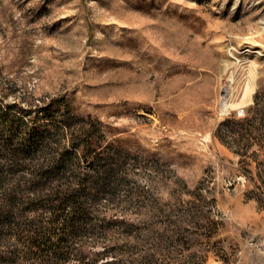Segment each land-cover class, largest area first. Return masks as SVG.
I'll list each match as a JSON object with an SVG mask.
<instances>
[{
	"label": "rangeland",
	"instance_id": "1",
	"mask_svg": "<svg viewBox=\"0 0 264 264\" xmlns=\"http://www.w3.org/2000/svg\"><path fill=\"white\" fill-rule=\"evenodd\" d=\"M93 122L109 172L75 157ZM0 134L74 156L96 201L19 247L66 264H264V0H0Z\"/></svg>",
	"mask_w": 264,
	"mask_h": 264
},
{
	"label": "trees",
	"instance_id": "2",
	"mask_svg": "<svg viewBox=\"0 0 264 264\" xmlns=\"http://www.w3.org/2000/svg\"><path fill=\"white\" fill-rule=\"evenodd\" d=\"M17 106L25 109L16 101L2 106L5 119L1 125L15 121ZM95 129L93 122L90 128L72 134L75 157L96 153L98 158L107 160L105 169L98 168L97 172H109L113 169L114 153L106 152L108 143L96 146L99 139ZM28 149H17L10 137L0 134V244L9 246L0 247V264H66L60 256L54 258L57 247L19 246L23 242L41 246L52 241L57 230L66 234L79 218L88 216V203L96 201L84 192L88 187L86 177L74 166V156L62 151L44 154L39 148ZM34 255L42 257L43 262L33 259L25 263V257Z\"/></svg>",
	"mask_w": 264,
	"mask_h": 264
}]
</instances>
